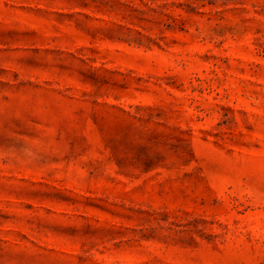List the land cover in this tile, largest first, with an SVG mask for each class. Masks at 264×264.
Instances as JSON below:
<instances>
[{"label": "rangeland", "instance_id": "1", "mask_svg": "<svg viewBox=\"0 0 264 264\" xmlns=\"http://www.w3.org/2000/svg\"><path fill=\"white\" fill-rule=\"evenodd\" d=\"M0 264H264V0H0Z\"/></svg>", "mask_w": 264, "mask_h": 264}]
</instances>
